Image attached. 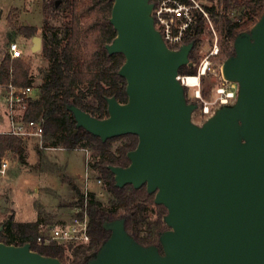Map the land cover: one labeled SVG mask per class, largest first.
Wrapping results in <instances>:
<instances>
[{
    "label": "water",
    "instance_id": "1",
    "mask_svg": "<svg viewBox=\"0 0 264 264\" xmlns=\"http://www.w3.org/2000/svg\"><path fill=\"white\" fill-rule=\"evenodd\" d=\"M109 22L116 32L105 45L122 54L118 75L127 100L106 98L98 119L68 106L76 128L102 142L137 137L127 167L109 166L115 187H145L166 209L157 245H141L124 219L103 223L109 236L87 264H264V12L233 41L221 65L223 79L237 84L235 102L218 107L201 125L198 109L177 79L192 66L193 42L170 49L154 26L150 0H112ZM31 51L41 48L33 36ZM2 226H0V232ZM0 264H63L30 243L0 241Z\"/></svg>",
    "mask_w": 264,
    "mask_h": 264
},
{
    "label": "trees",
    "instance_id": "2",
    "mask_svg": "<svg viewBox=\"0 0 264 264\" xmlns=\"http://www.w3.org/2000/svg\"><path fill=\"white\" fill-rule=\"evenodd\" d=\"M154 6L163 0H150ZM194 6L192 0H178ZM205 1L204 14L192 8V22L183 31V44L193 42L189 53L192 66H182L179 75H195L194 51L201 43L208 21L217 36L216 59L233 54L235 37L249 31L264 12V0H194ZM42 41L41 55L46 65L39 71L40 83L36 96L28 101L23 122L39 123L43 134V147L72 150L87 148L91 155L87 164L101 181L109 199L102 202L93 192H81L73 180L63 178L73 192L72 204L84 208L88 215L89 242L73 246L52 242L38 245L39 221L15 222L11 217L0 221V241L5 244H31V249L43 256L55 257L63 264H87L109 236L103 223L124 219L126 231L141 245H157L159 234L167 230L163 221L166 209L154 203V195L144 186L115 187L109 166L127 167V152L137 145L131 134L102 142L87 131H75V121L68 106L73 105L92 117H107L106 97H115L125 103V79L118 75L124 62L122 54H108L105 45L112 42L116 32L109 22L112 0H41ZM14 25L17 32L32 38L37 34L33 26ZM13 26V27H14ZM11 81L16 86H32L34 78L29 62L11 59L7 52L0 60V87ZM186 96V95H185ZM115 142L119 144L115 145ZM115 145V146H114ZM26 165L24 138L12 133H0V165L6 157Z\"/></svg>",
    "mask_w": 264,
    "mask_h": 264
},
{
    "label": "rangeland",
    "instance_id": "3",
    "mask_svg": "<svg viewBox=\"0 0 264 264\" xmlns=\"http://www.w3.org/2000/svg\"><path fill=\"white\" fill-rule=\"evenodd\" d=\"M196 3L200 7L208 4L205 1ZM41 6V0H0V60L8 52L9 44L15 42L22 52V58L31 65L34 95L37 94V86L40 83L39 71L45 67L46 62L41 55V48L35 52L31 51L32 38L18 33L8 20L12 19L16 26L22 23L35 27L38 31L35 36L40 37L43 17ZM212 25L208 21L201 43L194 51L196 70L206 58L210 61L211 69L200 78L197 86L184 87L187 101L198 106L192 114V121L198 125L207 118L202 117V106L205 102L211 103L215 99V87L220 81L221 65L225 60L216 59L218 52L215 56H210L214 45L217 44V36ZM197 90L201 99L194 97ZM4 93V89L0 87L1 133L9 132L10 128L6 117ZM234 102L235 99L232 104ZM28 140L24 141L26 165L12 160L9 156L5 158L11 169L10 176L0 179V221L5 217H11L15 222L39 221V233H47L49 228L61 223L62 220L70 219L73 216L74 206L71 205L73 192L68 183L63 182V178L73 180L81 192H93L97 199L104 203L108 201L109 196L101 181L98 182L92 171L86 170L85 153L82 150L58 147L45 149L41 147L39 137H31ZM117 144L119 142H115V145Z\"/></svg>",
    "mask_w": 264,
    "mask_h": 264
},
{
    "label": "built area",
    "instance_id": "4",
    "mask_svg": "<svg viewBox=\"0 0 264 264\" xmlns=\"http://www.w3.org/2000/svg\"><path fill=\"white\" fill-rule=\"evenodd\" d=\"M192 1L194 2L193 7L178 0H163L153 7L154 26L170 49H178L183 44V31L190 25L193 19L191 14L192 8L200 10L207 18V14L203 9L194 0ZM217 52L218 47L215 44L210 56H215ZM8 53L11 59L22 57V52L15 42L9 44ZM210 69V61L206 58L197 68L195 75H178L177 79L186 88L195 87L199 84L200 78L204 77ZM189 78H195L197 80L196 84H188ZM2 88L5 92L6 112L10 123L9 133L21 137H40L42 129L39 125L34 122L24 123L22 120L28 101L35 96L34 88L32 86H16L11 81L2 86ZM215 95L213 102H205L202 106V117L210 116L218 107L232 104L237 95V84L226 81L220 74V81L215 87ZM194 97L195 99H201L198 90L195 91ZM6 169L7 163L2 162L0 165V176L5 175ZM89 239L87 212L84 208L75 206L73 208V216L70 219L63 220L61 223L49 228L47 233L40 232L36 237V242L38 245H48L52 242H57L76 246L88 243Z\"/></svg>",
    "mask_w": 264,
    "mask_h": 264
},
{
    "label": "flooded vegetation",
    "instance_id": "5",
    "mask_svg": "<svg viewBox=\"0 0 264 264\" xmlns=\"http://www.w3.org/2000/svg\"><path fill=\"white\" fill-rule=\"evenodd\" d=\"M36 96V95H35ZM106 98H108V97H106ZM106 98H105V100H106ZM83 111V110H82ZM108 115V114H107ZM91 116V115H90ZM74 118V117H73ZM106 118V117H105ZM75 121V120H74ZM37 125H39L40 127H41V125L39 124V123H36ZM76 124V123H75ZM41 129H42V127H41ZM77 129H79V128H76V125H75V131L77 130ZM84 130V129H83ZM42 134H43V130H42V133H41V136L39 137V139H40V141H41V138H42ZM41 147H43L42 146V144H41ZM43 148H45L46 149V147H43ZM47 148H49V147H47ZM51 148H55V147H51ZM76 149H80V150H82L84 153H85V168H86V170H88V166H87V164H88V162H89V160H90V155H91V153H90V151H89V149H87V148H76Z\"/></svg>",
    "mask_w": 264,
    "mask_h": 264
},
{
    "label": "crops",
    "instance_id": "6",
    "mask_svg": "<svg viewBox=\"0 0 264 264\" xmlns=\"http://www.w3.org/2000/svg\"><path fill=\"white\" fill-rule=\"evenodd\" d=\"M4 99H5V94H4ZM5 105H6V102H5ZM6 117H7V112H6ZM7 121L9 122V119H8V117H7ZM10 124V123H9ZM10 127V126H9ZM8 130H10V128L8 129ZM1 133V132H0ZM31 137H35V136H28V137H23L24 138V141L27 139H30ZM29 141V140H28ZM24 145H25V143H24ZM25 150H26V146H25ZM3 162H6L7 163V169H6V173H5V175L4 176H0V179H5L7 176H10V169H11V166L8 164V161H7V159L5 160H3ZM78 188H80V187H78ZM74 208V207H73ZM63 221V220H62Z\"/></svg>",
    "mask_w": 264,
    "mask_h": 264
},
{
    "label": "bare ground",
    "instance_id": "7",
    "mask_svg": "<svg viewBox=\"0 0 264 264\" xmlns=\"http://www.w3.org/2000/svg\"><path fill=\"white\" fill-rule=\"evenodd\" d=\"M196 79L195 78H189L188 79V84H190V85H195L196 84Z\"/></svg>",
    "mask_w": 264,
    "mask_h": 264
}]
</instances>
